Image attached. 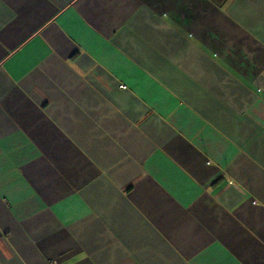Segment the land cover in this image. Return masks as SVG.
Instances as JSON below:
<instances>
[{
	"label": "crops",
	"instance_id": "1",
	"mask_svg": "<svg viewBox=\"0 0 264 264\" xmlns=\"http://www.w3.org/2000/svg\"><path fill=\"white\" fill-rule=\"evenodd\" d=\"M0 264H264V0H0Z\"/></svg>",
	"mask_w": 264,
	"mask_h": 264
}]
</instances>
